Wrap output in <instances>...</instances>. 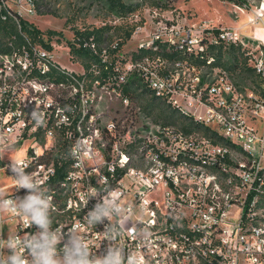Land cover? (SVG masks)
<instances>
[{"label":"built area","instance_id":"built-area-1","mask_svg":"<svg viewBox=\"0 0 264 264\" xmlns=\"http://www.w3.org/2000/svg\"><path fill=\"white\" fill-rule=\"evenodd\" d=\"M35 8L30 1L28 13ZM11 15L0 0V18ZM249 23L264 30V3ZM241 29L159 20L139 43V58L117 56V85L140 78L211 136L146 116L141 127L134 119L110 122L112 142L101 151L96 134L76 124L69 158L59 166L26 141L42 129L53 135L44 122L49 111L71 121L50 101L52 88L68 82L48 73L65 68L54 49L0 51V264L14 257L24 264L45 257L53 264H264V50L246 52L263 80L256 90L232 80L218 56L228 48H217L247 45ZM73 79L82 103L83 83ZM22 148L21 157L10 158ZM33 198L39 218L27 207Z\"/></svg>","mask_w":264,"mask_h":264},{"label":"rangeland","instance_id":"rangeland-1","mask_svg":"<svg viewBox=\"0 0 264 264\" xmlns=\"http://www.w3.org/2000/svg\"><path fill=\"white\" fill-rule=\"evenodd\" d=\"M30 1H33L36 6L34 14L27 11ZM124 1L128 5L134 6L135 11L114 12L106 0H21L20 2L3 0V3L13 13L27 19L41 31L55 30L60 32V35L51 40L56 60L62 66L78 72L82 71V66L71 61L68 48V44L74 40L76 30L92 31L108 28L106 35L113 40V45L110 48H115L117 42L123 44L122 50L115 55V58L121 56V60H130L133 53L137 52L139 43L149 39V34L154 30L155 24L159 20L165 22L180 21L189 24L206 21L223 27H240L243 33H250L252 29L263 26L262 24H250L249 18L253 15V10L264 3V0ZM42 11L52 13L40 14ZM140 27H143L144 30L135 34V31ZM128 32L131 33L130 37H127ZM259 32L264 34V30ZM47 38V35H44V39L47 40ZM245 40L247 45L236 47L240 50L236 51L235 54L229 49L232 47H227L228 49L224 50L221 56V64L229 71L232 80L240 87L254 88L260 84V80L254 72L246 71L245 60L247 61V68H252L251 55L247 56L246 52H251L258 46L264 50V44L256 37L248 35H246ZM240 52L243 53V56H240ZM258 52L255 51L254 54L257 55ZM235 56L238 57L237 60ZM77 93V89L70 82L64 86L52 88L53 97H50V101H53L55 106L57 104L61 106L63 112L69 114L71 121L66 120V123H61L60 118L57 117L58 111H49L44 122L48 124V128L53 129V135H47L42 129L36 137L28 136L26 146L38 143V147L42 146L41 151L44 152L46 159L55 160V155L60 153L62 158L66 160L69 158L71 140H67V137L75 138L76 131L79 132V127H76V124L82 125L81 132H85L84 128L87 126L86 132L96 134L95 142L101 151H105V146L109 148L112 142L111 136L105 131L106 126L112 121L120 125H127L134 119L137 126L141 127L147 121L146 116H149L156 123L181 128V125L175 120L174 123H166L163 119H159L161 113L158 108L147 107L150 104L148 100L151 98V94L134 97L130 105L126 106L117 92L112 91V89L94 85L91 91L83 92L82 103L78 100ZM86 114L92 116L90 121L85 119ZM176 115L179 116L178 113ZM97 128L99 129L98 133ZM72 133L73 135H71ZM23 154L24 148L13 153L10 158H18Z\"/></svg>","mask_w":264,"mask_h":264},{"label":"trees","instance_id":"trees-1","mask_svg":"<svg viewBox=\"0 0 264 264\" xmlns=\"http://www.w3.org/2000/svg\"><path fill=\"white\" fill-rule=\"evenodd\" d=\"M110 9L117 13H127L135 11V7L128 5L124 0H106ZM12 12V11H11ZM49 14L52 12H40V14ZM108 28H101L92 31H80L76 30L73 42L68 44L70 59L74 63H79L84 72L82 74H77L75 72H68L65 69L53 68L48 75L56 82H73L76 87H79L78 83L73 79L75 78L79 82L83 83V88L85 91H91L93 86L97 87H107L110 89H115L122 97H127L131 101L134 97L144 96L145 94H151L149 98L150 104L147 107L158 108L160 110V118L166 123L175 121L181 125V130L186 133H192L193 131H200L204 135L211 136L212 133L209 129L205 128L198 122L194 121L189 117L182 115L177 116L176 111L170 106L165 104L164 101L158 99L152 92H150L143 84L142 80L136 76L131 77L126 83L120 85L116 84L117 72L115 71L116 62L118 60L115 55L122 50L123 44L117 42L115 48H110L113 45V40L110 36H107ZM60 32L55 30H48L47 32L41 31L33 23L29 22L27 19L20 15L12 12L11 16L6 19L0 18V51L8 52L13 48H46L48 50H53L51 40L60 35ZM44 35H47V40L44 39ZM131 33L128 32L127 37H130ZM94 45V48H93ZM228 47L232 53L239 51L240 46L231 45ZM217 48H227L220 46ZM223 49H219L218 56L223 55ZM241 53V52H240ZM106 55V59H105ZM135 58H139L141 55L133 53ZM243 56V53L240 54ZM238 57L235 56L237 60ZM124 61V60H123ZM246 66V71L251 73L255 71L253 68H247V61L244 62ZM256 77L259 78L260 84L255 86L253 89L261 90L263 84L262 78L255 73ZM143 88V89H142ZM160 101V103H157ZM158 104V105H157ZM161 107V108H160ZM175 120V121H174ZM166 125V124H164ZM179 129V128H178ZM221 143H226L225 141L219 139ZM70 145V144H69ZM56 165L59 166V161L63 160L62 155L59 153L55 155Z\"/></svg>","mask_w":264,"mask_h":264},{"label":"clouds","instance_id":"clouds-1","mask_svg":"<svg viewBox=\"0 0 264 264\" xmlns=\"http://www.w3.org/2000/svg\"><path fill=\"white\" fill-rule=\"evenodd\" d=\"M38 203H40V202L38 200H36L35 198H33V199H31V202L27 205V207L29 209H33V206L38 204ZM33 211H34V215L37 218H39L40 212L38 210H35V209H33ZM13 264H24V261H21L18 258L14 257L13 258ZM43 264H53V262L49 258L45 257L43 259ZM81 264H86V261H81ZM130 264H131V261H130ZM136 264H142V260L136 261Z\"/></svg>","mask_w":264,"mask_h":264},{"label":"crops","instance_id":"crops-1","mask_svg":"<svg viewBox=\"0 0 264 264\" xmlns=\"http://www.w3.org/2000/svg\"><path fill=\"white\" fill-rule=\"evenodd\" d=\"M232 27V26H231ZM260 30H262V29H260V28H255V29H252L251 31H250V33H244L245 35H248V36H251V37H255V35H257L259 38H260V40L261 39H264V34L263 33H260L259 31ZM264 43V42H263ZM77 64H79V63H77ZM61 65V64H60ZM62 66V65H61ZM62 67H64L65 69H67V70H70V71H74V70H71V69H69V68H66L65 66H62ZM74 72H76V73H83V67H82V71L81 72H78V71H74Z\"/></svg>","mask_w":264,"mask_h":264},{"label":"bare ground","instance_id":"bare-ground-1","mask_svg":"<svg viewBox=\"0 0 264 264\" xmlns=\"http://www.w3.org/2000/svg\"><path fill=\"white\" fill-rule=\"evenodd\" d=\"M264 42V39H261Z\"/></svg>","mask_w":264,"mask_h":264}]
</instances>
